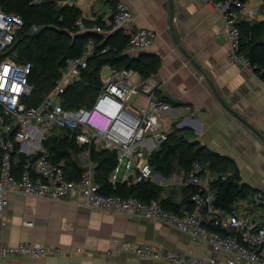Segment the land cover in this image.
<instances>
[{
	"label": "built area",
	"instance_id": "obj_1",
	"mask_svg": "<svg viewBox=\"0 0 264 264\" xmlns=\"http://www.w3.org/2000/svg\"><path fill=\"white\" fill-rule=\"evenodd\" d=\"M215 7L225 23L229 62L258 75V67L241 52L239 23L250 21L249 3L225 0ZM243 15L248 17L242 19ZM24 25L22 17L0 8V219L9 204V192L49 201L69 199L89 210L142 217L178 229L193 241L209 244L214 254L222 253L226 258L221 262L214 256L189 257L163 245L129 241L116 243L104 253L106 256L130 253L141 259L171 264H264V187L238 201L232 212H227L215 206L211 189L214 180H226L227 176L220 177L194 162L187 178V185L196 189L191 198L194 204L191 213L166 211L156 199L144 202L135 197L102 194L101 186L95 181L96 165L90 158V149L115 152L116 170L135 171L138 183L150 181L154 170L149 156L169 139L164 118L172 106L158 97L160 85L155 78L144 80L134 70L106 65L100 70L102 86L92 105L66 109L62 95L88 69L89 58L97 45L93 38L89 39L83 56L69 61L42 102L29 106L26 99L34 91L29 81L33 64H21L9 55ZM75 26L78 32L87 29L86 20L78 18ZM94 31L97 34L122 32L128 38L122 55L128 57L152 50L159 37L154 29L138 27L134 11L125 3H119L114 15L104 20L103 26H95ZM110 51V47H103L100 53ZM55 128L76 132V143L89 148L79 157L83 171L78 180L67 179L62 166L51 161L44 146ZM20 155L26 160L18 169ZM62 253L60 248L44 244L9 245L0 241L2 258L44 259Z\"/></svg>",
	"mask_w": 264,
	"mask_h": 264
},
{
	"label": "crops",
	"instance_id": "obj_2",
	"mask_svg": "<svg viewBox=\"0 0 264 264\" xmlns=\"http://www.w3.org/2000/svg\"><path fill=\"white\" fill-rule=\"evenodd\" d=\"M47 1L79 10V18L86 20L87 29L78 34L90 37H108L107 32L97 34L94 27L103 26L119 3L128 4L138 27L154 29L159 34L153 49L141 53L161 59V67L153 78L160 85L158 97L166 98L172 106L164 118L165 128L170 133L174 128L187 131L192 142H200L232 159L241 182L253 192L264 187V140L257 134L264 136V81L229 62L225 23L212 0ZM247 2L250 21H264L263 0ZM246 17L243 15L242 19ZM199 69L209 77L230 110L215 96L204 75H198ZM135 175L133 170H115L110 181L114 187L125 182L128 186L142 184ZM187 178V174L177 170L170 178L154 173L150 182L161 188L159 201L169 199L180 214H187L194 208L187 199L191 194ZM7 199L9 204L0 219V241L9 245L44 244L60 248L63 253L44 259L0 257V264H171L130 253L104 254L121 241L163 245L189 257L214 256L221 262L226 258L222 253L214 254L207 243H198L178 229L142 217L89 210L69 199L49 201L18 192H9ZM27 222L32 225L27 226Z\"/></svg>",
	"mask_w": 264,
	"mask_h": 264
},
{
	"label": "trees",
	"instance_id": "obj_3",
	"mask_svg": "<svg viewBox=\"0 0 264 264\" xmlns=\"http://www.w3.org/2000/svg\"><path fill=\"white\" fill-rule=\"evenodd\" d=\"M225 0H212L213 3ZM246 2L247 0H239ZM0 8L8 14H16L23 18L24 27L9 55L19 63H32L33 70L29 76L34 86L31 97L26 99L29 106H38L44 97L55 87L69 61L83 56L90 38L96 42V50L89 58V67L81 79L67 88L62 95V105L68 110L90 107L101 90L100 70L106 65L134 70L144 80L155 76L160 67L161 59L155 54H142L136 58L122 55L128 38L117 31L110 37H90L78 35L75 26L79 18L76 8H61L47 0H0ZM264 11V0L262 4ZM89 24V23H88ZM242 33L241 52L258 67V75L264 81V21H241ZM42 30L36 37L30 35ZM103 47L111 51L101 54ZM166 99V98H162ZM187 131L178 130L170 133L158 151L149 156L154 173L170 178L177 170L189 174L194 162L200 163L205 170L221 176L211 183L215 194V206L232 212L236 203L249 198L254 193L241 181L237 164L230 158L217 154L200 142H192ZM53 163L61 165L69 180H78L83 171L79 157L89 148L76 143V132L66 128H55L44 142ZM90 158L96 165L95 181L101 186L104 195H117L123 198L135 197L144 202L151 199L159 201L161 188L150 181L139 185L128 186L119 183L116 187L110 181L118 166L117 154L108 150L90 149ZM26 158L19 156L18 169ZM191 189L192 198L196 189ZM166 211L180 214L171 200L160 201Z\"/></svg>",
	"mask_w": 264,
	"mask_h": 264
},
{
	"label": "water",
	"instance_id": "obj_4",
	"mask_svg": "<svg viewBox=\"0 0 264 264\" xmlns=\"http://www.w3.org/2000/svg\"><path fill=\"white\" fill-rule=\"evenodd\" d=\"M42 32V30L40 29V30H38V31H36V32H34V33H32L30 36L31 37H36L39 33H41ZM115 33V32H114ZM114 33H112V34H110L108 37H110V36H112ZM78 35H82V33H79ZM143 53H141V55H142ZM124 57H128V55H123ZM198 75L199 76H202V75H204V77L206 78V80L209 82V84H210V86H211V89L213 90V92H214V94H215V96L219 99V101L228 109V110H230V108L223 102V100H222V98L219 96V94H218V92H217V89L215 88V85L212 83V81L209 79V77L206 75V74H204V72L201 70V69H199V73H198ZM231 112H233V111H231ZM235 114V113H234ZM255 132H256V130H254ZM258 134V136L259 137H261L263 140H264V136H262L260 133H257Z\"/></svg>",
	"mask_w": 264,
	"mask_h": 264
},
{
	"label": "bare ground",
	"instance_id": "obj_5",
	"mask_svg": "<svg viewBox=\"0 0 264 264\" xmlns=\"http://www.w3.org/2000/svg\"><path fill=\"white\" fill-rule=\"evenodd\" d=\"M192 201V200H191ZM193 211V210H192ZM171 212V211H170ZM178 214V213H177Z\"/></svg>",
	"mask_w": 264,
	"mask_h": 264
},
{
	"label": "rangeland",
	"instance_id": "obj_6",
	"mask_svg": "<svg viewBox=\"0 0 264 264\" xmlns=\"http://www.w3.org/2000/svg\"><path fill=\"white\" fill-rule=\"evenodd\" d=\"M138 76V75H137ZM136 78V77H135Z\"/></svg>",
	"mask_w": 264,
	"mask_h": 264
}]
</instances>
